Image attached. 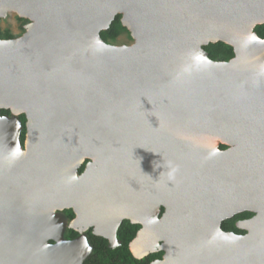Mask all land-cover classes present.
I'll return each mask as SVG.
<instances>
[{
  "label": "water",
  "instance_id": "obj_1",
  "mask_svg": "<svg viewBox=\"0 0 264 264\" xmlns=\"http://www.w3.org/2000/svg\"><path fill=\"white\" fill-rule=\"evenodd\" d=\"M7 13L29 23L0 40V108H26L24 144L40 162L21 154L18 119L0 116V264H82L77 239L48 242L45 218L68 191L85 222L105 221L107 235L93 234L107 241L123 220L149 223L134 258L264 264V40L253 33L264 0H0ZM118 15L132 45L100 37ZM217 42L232 59L208 58ZM218 135L231 148L217 150ZM82 153L99 162L78 192ZM242 213L253 214L236 223L245 234L222 231Z\"/></svg>",
  "mask_w": 264,
  "mask_h": 264
},
{
  "label": "trees",
  "instance_id": "obj_2",
  "mask_svg": "<svg viewBox=\"0 0 264 264\" xmlns=\"http://www.w3.org/2000/svg\"><path fill=\"white\" fill-rule=\"evenodd\" d=\"M120 16H116L114 21L111 23L108 30L100 33L101 39L110 44L114 42L118 37L125 35L129 40H131L130 35L126 28H124L120 23ZM22 25H27L29 22L25 19H19ZM253 33L261 39L264 40V24L257 25L253 29ZM15 37L10 34L9 31H0V40H12ZM204 52L207 54L208 58L214 62H227L233 58V49L229 45H226L221 42L211 43L203 47ZM10 115V111L7 109L0 110V116L6 117ZM20 123V133H19V143L20 146H23L25 135H26V118L24 114H21L17 117ZM227 147L224 145H219V150L223 151ZM84 169V163L78 169V175L82 173ZM62 214L67 218V220H72L74 214L71 209L63 210ZM253 216L251 213H242L236 215L235 217L224 221L221 224V229L223 232L234 233L236 235L245 234L244 231H240L236 227V223L242 220L249 219ZM140 225L132 224L128 220H123L118 230L116 232V239L119 242V246L116 248H110L108 246V241L102 237L96 236L93 234L90 229L87 233V241L91 246V252L88 257L84 260L83 264H151L152 262L158 261L161 259L163 252H156L150 254L142 259H135L130 250L129 244L135 238L137 232L140 230ZM69 239H76L78 233L70 230Z\"/></svg>",
  "mask_w": 264,
  "mask_h": 264
},
{
  "label": "rangeland",
  "instance_id": "obj_3",
  "mask_svg": "<svg viewBox=\"0 0 264 264\" xmlns=\"http://www.w3.org/2000/svg\"><path fill=\"white\" fill-rule=\"evenodd\" d=\"M19 18L16 14L14 13H7L5 16L0 17V31L4 32V31H9L10 34H12L15 39L21 37L24 32H25V26L26 25H22L21 22H19ZM133 40H129L125 35H122L120 37H118L114 42L110 43L113 46H129L132 45ZM2 108H0L1 110ZM10 110V115L6 116L5 119L7 121H17V117L20 114H25L26 115V108H22L19 110H14L13 107H9L8 108ZM27 120V117H26ZM26 131H27V127H26ZM214 140L216 142V146L222 144L221 142H219L218 138L214 137ZM225 145V144H224ZM228 149L231 148V146H227ZM20 152L23 155V157H25L26 159H28L29 161L33 162L34 165H37L40 161H38L37 159L33 158L32 154L30 153V149L29 147H27V145L23 144V146H20ZM219 149V146H217V150ZM81 165L84 163V169H87L88 167H90L91 165H95L99 162V154H95V153H82L81 155ZM96 158V163H94ZM81 167V166H80ZM79 167V168H80ZM78 168V169H79ZM83 169V171H84ZM81 185L79 188V190L82 192L88 185V181L85 180V178L82 180H80ZM45 191L47 193H50L48 189H45ZM69 192V191H68ZM68 192L62 193V192H57L59 194V197L62 199H66V197L68 196ZM62 203V202H61ZM62 206V205H61ZM64 209H72L69 206H63V207H59L57 206V209H54L52 211H50L47 215V218H45V226H49L51 227V229L53 230V240H49V244L51 245H61L64 241V234L66 233L67 230H72L75 231L77 233H79L81 235V237H79L76 241L82 244V248H83V255L85 256L86 254L90 253V248L88 246V244L86 243L85 240V235L84 233L91 228L89 225H83L81 224V215L78 213V215L80 216L78 218V220H75V218L72 220H67V218L64 216V214H62V210ZM77 221V222H76ZM96 223L94 222L92 223V225L96 228ZM110 245L114 246L115 245V241L111 242L109 241ZM137 243V241L134 243V245ZM132 246V249H134L135 246ZM155 251H160L159 247H155ZM143 255H139V256H135L137 258L142 257ZM135 258V259H137Z\"/></svg>",
  "mask_w": 264,
  "mask_h": 264
},
{
  "label": "bare ground",
  "instance_id": "obj_4",
  "mask_svg": "<svg viewBox=\"0 0 264 264\" xmlns=\"http://www.w3.org/2000/svg\"><path fill=\"white\" fill-rule=\"evenodd\" d=\"M264 20H262V21H260V22H263ZM259 22V21H258ZM27 111V110H26ZM216 138H218L219 140V142H223V143H227L228 144V142L227 141H225V137H224V135L222 136H220V135H218V136H216ZM233 146H235V145H233ZM231 151V150H230ZM95 162L94 163H96V158H95V160H94ZM86 171V173H84L80 178H79V181H78V184H77V191L78 192H81L80 190H79V188L78 187H80V186H82L81 185V179L83 180L84 178H85V180L86 181H88V184L90 185V180H89V178H90V174L88 173V171H89V169H87V170H85ZM67 199L69 200V207H71L72 209H74V212H75V215H76V218H75V220H78V218L80 217L79 215H78V213L81 215V217L83 216L82 214H81V212H80V210L79 209H75V203H74V201L73 200H71V199H69L68 198V196H67ZM82 222H81V224H83V225H89L90 227H92V228H94V229H98L99 230V228H101V230H100V235H107V233H106V229L105 228H103V226L105 225V221L104 222H100V221H93V222H89V221H87V222H85L84 221V217H82L81 219H80ZM77 222V221H76ZM94 222H97L96 223V228L92 225V223H94ZM141 224V233H143V234H146V236L142 239V241L141 242H137L135 245H134V243L133 244H131L130 245V250H131V252L135 255V256H139V255H143L144 253H143V251H142V249H145L147 246H149V242L151 241V239L150 238H148V233H149V223L148 222H141L140 223ZM243 226H245V225H243ZM153 245H154V242L152 243ZM155 244H157V243H155ZM135 246L134 247V249H132V246ZM160 245V244H159ZM158 246V245H157ZM159 247H161V248H163L164 249V247L163 246H159ZM166 253H167V251H166ZM166 255V254H165ZM78 258L79 257H76L75 259L77 260V262H78ZM166 258V257H165ZM164 258V259H165Z\"/></svg>",
  "mask_w": 264,
  "mask_h": 264
},
{
  "label": "flooded vegetation",
  "instance_id": "obj_5",
  "mask_svg": "<svg viewBox=\"0 0 264 264\" xmlns=\"http://www.w3.org/2000/svg\"><path fill=\"white\" fill-rule=\"evenodd\" d=\"M83 172V171H82ZM74 218H75V214H74ZM73 218V219H74ZM92 230V232H93V228H89L85 233H84V235H85V240H86V243L88 244V246H89V248H90V252H91V246H90V244L88 243V241H87V233H88V231L89 230ZM118 230V229H117ZM70 230H67L66 231V233L64 234V236H63V238H64V241H73V240H76V239H78L79 237H81V235L78 233V237L76 238V239H69V238H67L68 236H69V232ZM120 244H119V242L117 241V239H115V245L114 246H112V245H110V243H109V241H108V246L110 247V248H116V247H118ZM90 253H88L87 255H86V257L84 258V260L88 257V255H89ZM84 260H83V262H84ZM83 262H82V264H83ZM153 263V262H152Z\"/></svg>",
  "mask_w": 264,
  "mask_h": 264
}]
</instances>
